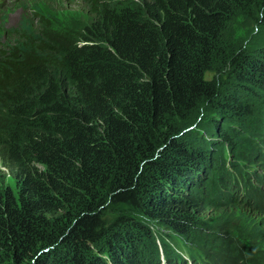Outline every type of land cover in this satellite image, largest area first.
<instances>
[{"label": "trees", "instance_id": "obj_1", "mask_svg": "<svg viewBox=\"0 0 264 264\" xmlns=\"http://www.w3.org/2000/svg\"><path fill=\"white\" fill-rule=\"evenodd\" d=\"M85 2L76 40L26 20L0 46V160L16 183L0 191V264H161L141 218L193 237L176 248L199 263L214 240L183 226L185 209L243 188L263 200L264 177L248 181L224 147L264 168V128L245 104H264V52L232 51L205 75L238 14L264 22V0ZM210 112L217 142L184 131ZM165 262L184 264L172 251Z\"/></svg>", "mask_w": 264, "mask_h": 264}, {"label": "rangeland", "instance_id": "obj_2", "mask_svg": "<svg viewBox=\"0 0 264 264\" xmlns=\"http://www.w3.org/2000/svg\"><path fill=\"white\" fill-rule=\"evenodd\" d=\"M261 1V0H259ZM89 8L85 0H0V46H6L14 38L13 31L23 22L28 20L36 29H44L47 34L56 37L69 36L73 40L80 37L85 24L90 19ZM221 51L224 57L217 60L215 72H207L205 77L211 80L216 74L225 70L226 55L230 52L241 51L244 55L256 58L264 52V22L256 21L238 14L227 26L223 33ZM225 58V60H224ZM229 90L238 88L230 77L223 75ZM232 87V88H231ZM238 93V92H236ZM246 95V94H245ZM245 104L251 107L250 122L263 129L264 104L258 97L245 96ZM218 119L216 113H206L200 122L189 126L185 132H191L196 137H206L209 140L219 139L215 124L211 120ZM216 144V143H215ZM221 147V145L217 144ZM260 145H262L260 143ZM224 152L231 162L246 174L248 181L256 184V176L264 177V168L260 165V158L252 157V161L244 159L241 155L236 159L228 147ZM264 154V149L259 148ZM7 188L16 189V183L9 170L2 165L0 160V191ZM263 200L248 198L252 192L243 188L238 194L228 191L235 200L221 206H204L200 208L189 207V224L184 227L196 229L201 236L200 241L205 242L206 237L214 240L213 247L200 245V257H195L199 263L188 257V252L177 249L178 244L194 245L193 237L177 235L161 223L141 218L148 228V234L140 235L142 245L158 255L161 264H167L165 257L170 250L183 259L184 264H264V184L260 187ZM191 240V241H190ZM230 253L233 254L232 257ZM150 253V255H153ZM152 258V257H151ZM149 258V262L154 260ZM212 260L213 262H211ZM154 264V263H153Z\"/></svg>", "mask_w": 264, "mask_h": 264}, {"label": "bare ground", "instance_id": "obj_3", "mask_svg": "<svg viewBox=\"0 0 264 264\" xmlns=\"http://www.w3.org/2000/svg\"><path fill=\"white\" fill-rule=\"evenodd\" d=\"M260 178V177H259ZM246 187V186H245ZM171 251V250H170Z\"/></svg>", "mask_w": 264, "mask_h": 264}]
</instances>
